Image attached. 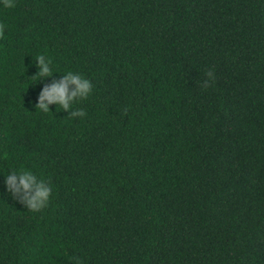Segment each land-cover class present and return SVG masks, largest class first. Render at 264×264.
Here are the masks:
<instances>
[{"label": "trees", "instance_id": "obj_1", "mask_svg": "<svg viewBox=\"0 0 264 264\" xmlns=\"http://www.w3.org/2000/svg\"><path fill=\"white\" fill-rule=\"evenodd\" d=\"M0 20V264H264V0H16ZM42 53L92 80L85 118L35 111ZM21 165L53 185L39 213L6 189Z\"/></svg>", "mask_w": 264, "mask_h": 264}, {"label": "clouds", "instance_id": "obj_2", "mask_svg": "<svg viewBox=\"0 0 264 264\" xmlns=\"http://www.w3.org/2000/svg\"><path fill=\"white\" fill-rule=\"evenodd\" d=\"M0 6L4 9L16 7V0H0ZM6 21L0 20V40L7 39ZM37 71L30 76L34 81L43 82L46 78H52L51 83H43V87L37 96L35 111L49 113L50 105L55 104L61 110L68 112L72 119L86 117L87 112L83 107H76L79 103L86 101L93 95L94 84L84 73L68 70L59 79H55L52 60L45 54H38L34 62ZM207 79L203 82L208 85L214 80L212 70L207 73ZM52 112V111H51ZM6 156V154H5ZM4 183L7 191L14 199L19 201L27 210L39 213L47 208L53 196V185L49 178L38 175L31 168L21 165L10 167L4 175ZM70 259H72L70 257Z\"/></svg>", "mask_w": 264, "mask_h": 264}]
</instances>
